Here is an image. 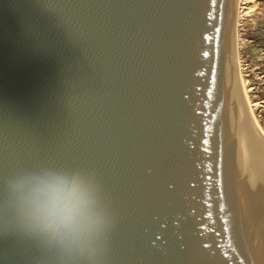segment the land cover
I'll use <instances>...</instances> for the list:
<instances>
[{
	"label": "water",
	"instance_id": "water-1",
	"mask_svg": "<svg viewBox=\"0 0 264 264\" xmlns=\"http://www.w3.org/2000/svg\"><path fill=\"white\" fill-rule=\"evenodd\" d=\"M237 0H0V264H61L5 229L21 170L95 178L98 264H264V136Z\"/></svg>",
	"mask_w": 264,
	"mask_h": 264
},
{
	"label": "clouds",
	"instance_id": "clouds-1",
	"mask_svg": "<svg viewBox=\"0 0 264 264\" xmlns=\"http://www.w3.org/2000/svg\"><path fill=\"white\" fill-rule=\"evenodd\" d=\"M5 229L51 251L61 264H98L112 217L98 181L76 170H21L3 191Z\"/></svg>",
	"mask_w": 264,
	"mask_h": 264
},
{
	"label": "rangeland",
	"instance_id": "rangeland-1",
	"mask_svg": "<svg viewBox=\"0 0 264 264\" xmlns=\"http://www.w3.org/2000/svg\"><path fill=\"white\" fill-rule=\"evenodd\" d=\"M247 7L249 12L242 16L238 29L239 72L250 108L264 136V0H252Z\"/></svg>",
	"mask_w": 264,
	"mask_h": 264
},
{
	"label": "bare ground",
	"instance_id": "bare-ground-1",
	"mask_svg": "<svg viewBox=\"0 0 264 264\" xmlns=\"http://www.w3.org/2000/svg\"><path fill=\"white\" fill-rule=\"evenodd\" d=\"M251 2H252V0H237V5H236L235 52H236L237 71H238V76H239V79H240V83H241V74L239 72L240 62H239V58H238V29L240 27V21L242 20V16L249 12L247 5L249 3H251ZM241 86H242V89H243V84H241ZM243 92H244V95H245V98H246L250 113H251V115H252V117H253V119H254L257 127H258L256 119H255V117H254V115L252 113V110L250 108V104H249L248 97H247V94H246L247 92L244 89H243ZM254 105H257V104H254ZM258 129H259V127H258ZM259 131H260V129H259Z\"/></svg>",
	"mask_w": 264,
	"mask_h": 264
}]
</instances>
